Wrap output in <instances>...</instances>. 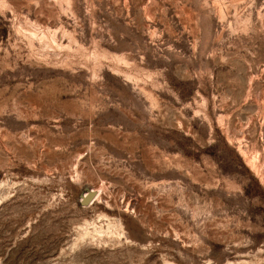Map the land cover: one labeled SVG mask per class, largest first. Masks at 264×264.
Here are the masks:
<instances>
[{
  "label": "rangeland",
  "instance_id": "obj_1",
  "mask_svg": "<svg viewBox=\"0 0 264 264\" xmlns=\"http://www.w3.org/2000/svg\"><path fill=\"white\" fill-rule=\"evenodd\" d=\"M0 264H264V0H0Z\"/></svg>",
  "mask_w": 264,
  "mask_h": 264
},
{
  "label": "water",
  "instance_id": "obj_2",
  "mask_svg": "<svg viewBox=\"0 0 264 264\" xmlns=\"http://www.w3.org/2000/svg\"><path fill=\"white\" fill-rule=\"evenodd\" d=\"M92 195H93L92 192H87V193L82 197V202H83L84 204H87V203L90 201Z\"/></svg>",
  "mask_w": 264,
  "mask_h": 264
},
{
  "label": "bare ground",
  "instance_id": "obj_3",
  "mask_svg": "<svg viewBox=\"0 0 264 264\" xmlns=\"http://www.w3.org/2000/svg\"><path fill=\"white\" fill-rule=\"evenodd\" d=\"M98 193V192H97ZM93 196V195H92ZM88 204V203H87ZM88 230V229H87ZM84 231V230H83ZM103 231V230H102ZM85 232V231H84ZM98 232V231H97Z\"/></svg>",
  "mask_w": 264,
  "mask_h": 264
}]
</instances>
